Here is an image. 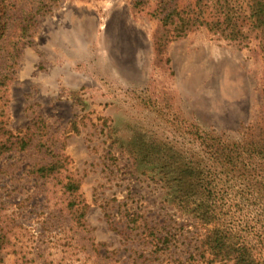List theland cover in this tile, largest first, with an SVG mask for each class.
<instances>
[{
	"label": "rangeland",
	"instance_id": "1",
	"mask_svg": "<svg viewBox=\"0 0 264 264\" xmlns=\"http://www.w3.org/2000/svg\"><path fill=\"white\" fill-rule=\"evenodd\" d=\"M156 26L130 0H63L41 18L5 91L3 119L15 133L31 126L32 145L0 156V264H191L192 221L170 204L160 162L136 154L189 141L191 123L239 138L264 103V48L202 27L155 54ZM55 149L60 170L34 174ZM71 199L85 204L83 226ZM146 224L171 233L169 252L151 253Z\"/></svg>",
	"mask_w": 264,
	"mask_h": 264
},
{
	"label": "trees",
	"instance_id": "2",
	"mask_svg": "<svg viewBox=\"0 0 264 264\" xmlns=\"http://www.w3.org/2000/svg\"><path fill=\"white\" fill-rule=\"evenodd\" d=\"M62 1L0 0V156L32 145L31 126L17 133L7 127L3 119L5 91L14 79L23 48L33 42L41 18ZM242 2L130 0L132 10L145 11L157 21L151 33L155 54L165 50L172 40L202 27L239 45L256 41L263 49L264 0ZM187 133V142H151L153 152L136 154L143 161L160 162L161 182L171 193L170 204L192 221L196 237L187 260L191 264H264V103L257 119L242 126L239 138L214 128L204 129L197 123H191ZM51 152L54 159L35 165L34 174L49 177L60 170V153L57 149ZM78 188L75 180L64 185L71 195ZM66 207L83 226V201L71 199ZM125 216L132 230L141 228L134 214L127 211ZM156 230L144 225L145 243L154 246L151 253L169 252L171 233ZM9 242L0 226V253Z\"/></svg>",
	"mask_w": 264,
	"mask_h": 264
}]
</instances>
